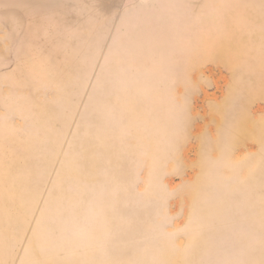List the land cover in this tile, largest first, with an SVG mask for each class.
<instances>
[{
	"label": "rangeland",
	"instance_id": "rangeland-1",
	"mask_svg": "<svg viewBox=\"0 0 264 264\" xmlns=\"http://www.w3.org/2000/svg\"><path fill=\"white\" fill-rule=\"evenodd\" d=\"M258 70L264 0H0V264H264Z\"/></svg>",
	"mask_w": 264,
	"mask_h": 264
},
{
	"label": "crops",
	"instance_id": "crops-1",
	"mask_svg": "<svg viewBox=\"0 0 264 264\" xmlns=\"http://www.w3.org/2000/svg\"><path fill=\"white\" fill-rule=\"evenodd\" d=\"M225 46L228 45H222L218 50V52L220 51L218 57H220V59L222 60H224V51H227L229 49L233 52L234 50V47H227L224 49ZM254 74L257 83L264 85V73L258 70V74H256V72H254ZM257 98L264 100V92H258ZM254 124H256V129L254 131V142L256 145V149L252 153H248L249 155L246 154L247 156H249L248 158H244L241 160L242 162H244V168L238 170L236 176H239V182L241 186L245 187L250 185L254 187V192H264V124L262 125L260 123H256V121L254 122ZM251 165L253 167H251ZM262 186L263 189H261ZM241 190L243 191V193L246 192V188L242 189L241 187ZM248 191H250V189H248ZM256 209H254V211H256ZM259 210H261V208ZM241 215H239V217L237 218L238 223H245L244 221H249L242 218ZM253 218L254 220L251 223L264 225V221H261L259 219H257L258 221H256L255 217Z\"/></svg>",
	"mask_w": 264,
	"mask_h": 264
}]
</instances>
